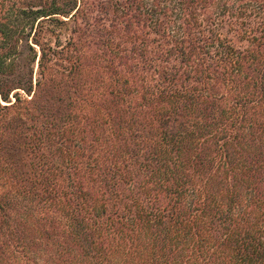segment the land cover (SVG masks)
<instances>
[{
	"label": "trees",
	"instance_id": "trees-1",
	"mask_svg": "<svg viewBox=\"0 0 264 264\" xmlns=\"http://www.w3.org/2000/svg\"><path fill=\"white\" fill-rule=\"evenodd\" d=\"M18 1L0 264H264V0Z\"/></svg>",
	"mask_w": 264,
	"mask_h": 264
},
{
	"label": "rangeland",
	"instance_id": "rangeland-1",
	"mask_svg": "<svg viewBox=\"0 0 264 264\" xmlns=\"http://www.w3.org/2000/svg\"><path fill=\"white\" fill-rule=\"evenodd\" d=\"M2 0H0V2H1ZM5 2H8V3H6V5H5V7H7L8 8V6H12V5H18V3H19V1L18 0H5ZM95 9H94V13L93 14H95V13H97V10L99 11V9H97V7H94ZM0 9H1V6H0ZM97 9V10H96ZM107 10H109V9H107ZM101 14V13H100ZM100 14H98V15H100ZM113 15H115V14H113ZM86 18H88L89 19V17H86ZM105 24H107V23H105ZM34 48L36 49V51H37V59H36V61H35V64H34V79H36V77H37V75H38V73H39V69H38V60H39V56H40V51H39V47H37V46H34ZM54 61H52L51 63H49L48 64V66H50V65H52L53 66V70H52V74H55V73H60V71L62 70V67H63V64H61V65H58L57 63H54ZM44 73H47L49 76H50V74L47 72V70H46V72H44ZM61 74V73H60ZM51 78H52V75L50 76ZM47 78H49V77H47ZM43 82L45 83V84H50L49 83V81L48 82H45V80L43 79ZM13 100V99H12ZM6 188H4V189H0V195L1 196H4L5 195V192H10L8 189H6ZM11 196H14L15 197V195L13 194V193H11ZM20 198V197H19ZM21 199V198H20Z\"/></svg>",
	"mask_w": 264,
	"mask_h": 264
}]
</instances>
